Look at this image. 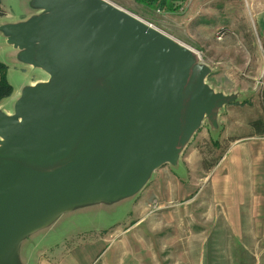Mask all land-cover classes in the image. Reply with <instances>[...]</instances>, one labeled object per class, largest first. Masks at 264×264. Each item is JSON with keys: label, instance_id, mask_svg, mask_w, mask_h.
I'll use <instances>...</instances> for the list:
<instances>
[{"label": "rangeland", "instance_id": "374dc122", "mask_svg": "<svg viewBox=\"0 0 264 264\" xmlns=\"http://www.w3.org/2000/svg\"><path fill=\"white\" fill-rule=\"evenodd\" d=\"M104 1L191 50L213 110L141 182L123 190L86 185L29 219L15 235L10 264L36 228L48 239L33 236V264L63 255L75 264H264V0H183L172 14L137 0ZM1 2L0 22L18 21L15 0ZM9 36L20 51L0 48L12 88L0 111L18 118L29 81L35 88L50 74Z\"/></svg>", "mask_w": 264, "mask_h": 264}, {"label": "water", "instance_id": "95a60500", "mask_svg": "<svg viewBox=\"0 0 264 264\" xmlns=\"http://www.w3.org/2000/svg\"><path fill=\"white\" fill-rule=\"evenodd\" d=\"M42 3L58 14L8 28L50 80L18 121L0 115V264L29 219L82 187L141 182L215 102L196 56L170 38L101 0Z\"/></svg>", "mask_w": 264, "mask_h": 264}, {"label": "crops", "instance_id": "0c3cea01", "mask_svg": "<svg viewBox=\"0 0 264 264\" xmlns=\"http://www.w3.org/2000/svg\"><path fill=\"white\" fill-rule=\"evenodd\" d=\"M42 1L43 0H15V2H13V3H15L14 4V7L16 9L19 8V10H21V15H20L21 17L18 18V21L11 22V23L10 22H0V37L2 39V43H0V48H3L2 47L3 45H6L7 47H10L11 48V54H13V55L17 51H20L15 46H12L10 43H7L6 42V37L8 36V33H9L8 28L15 27V26H18V25L28 24L31 21V19L36 18V17L43 16L44 15L43 14V10H41V9L42 8H45V6L43 5ZM0 7L4 11V15L3 16H5L7 14V6L4 5V4H2L1 0H0ZM47 11H48V9H47ZM24 55H26V54L24 53ZM32 64L29 63V66H31ZM38 68L39 69L41 68L40 70L42 72H44V74H46L45 71L42 69V67L38 66ZM5 74H6V69H5ZM5 80H6V78H5ZM33 84H34V81L33 82L29 81L28 87H27V91H30L34 87ZM8 97H6V98H8ZM6 98H4V99H6ZM4 99H2L0 101V107H4L1 104ZM26 99H27V96L26 95H23V97H21L19 99L18 103L21 104L24 101H26ZM5 110L6 111H0V113L3 114L7 119H9L11 121H14V120L18 121L19 120L18 119L19 117L18 118L17 117L16 118H10L9 117L10 112H8L9 110L8 109H5ZM17 113L19 115L20 114V111L18 110L14 114L17 115ZM2 139H3V137H2V134L0 133V143H1ZM199 162H200V160H199ZM36 229L30 235V236H32L31 240L29 238L30 236L28 237V235L22 237V242H21L20 248H19V255H18L17 260L14 262V264H33V262L35 261V259L31 257V253L29 254V250H30L29 243H32V241H33L32 239H33V236L34 235L37 236V237H40L39 235H36V233L39 231V230H36ZM45 236L46 235L40 237V238H43V239H40L41 242L42 241H45L44 239H46V240L48 239V236H46V237ZM63 256L60 257V258H58L57 259V262L55 264H75V262L73 260H68L67 261V260H65L63 258ZM41 263H42V261L39 262V264H41Z\"/></svg>", "mask_w": 264, "mask_h": 264}, {"label": "trees", "instance_id": "16d2710c", "mask_svg": "<svg viewBox=\"0 0 264 264\" xmlns=\"http://www.w3.org/2000/svg\"><path fill=\"white\" fill-rule=\"evenodd\" d=\"M140 4L150 7L155 4V8L160 10L169 11L170 14L178 10L181 2L183 0H137ZM4 15L3 9L0 7V17ZM5 65L0 62V101L11 94L12 88L5 80ZM260 125L259 122L250 123V127L255 129V126ZM257 134H260V131H256ZM201 166L203 169H209L210 166H206L203 161H201Z\"/></svg>", "mask_w": 264, "mask_h": 264}, {"label": "bare ground", "instance_id": "6f19581e", "mask_svg": "<svg viewBox=\"0 0 264 264\" xmlns=\"http://www.w3.org/2000/svg\"><path fill=\"white\" fill-rule=\"evenodd\" d=\"M102 2H104V3H106L107 5H109L110 7H112L113 9H116V10H118V11H121V10H119V9H117V8H115V7H113L112 5H110V4H108L107 2H105L104 0H101ZM123 12V11H122ZM125 13V12H124ZM127 14V13H126ZM130 16V15H129ZM132 18H134L133 16H131ZM135 20H137L138 22H140V23H143L142 21H140V20H138V19H136V18H134ZM145 26H147V27H149V28H151V29H153V30H155L156 32H158V33H160L159 31H157L156 29H154V28H152L151 26H149V25H147V24H145V23H143ZM160 34H162V33H160ZM163 36H165L164 34H162ZM165 37H167V36H165ZM167 38H169V37H167ZM172 40V39H171ZM173 41V40H172ZM176 45H178V46H180L181 48H183V49H185V50H187L188 52H190V53H192L193 54V52L191 51V50H189V49H187L186 47H184L183 45H181V44H179L178 42H176V41H173Z\"/></svg>", "mask_w": 264, "mask_h": 264}]
</instances>
